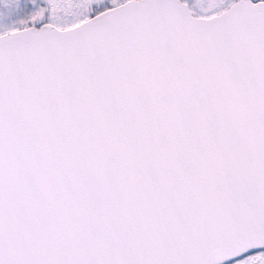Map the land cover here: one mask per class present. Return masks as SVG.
<instances>
[{
    "label": "snow or ice",
    "instance_id": "6c2138e0",
    "mask_svg": "<svg viewBox=\"0 0 264 264\" xmlns=\"http://www.w3.org/2000/svg\"><path fill=\"white\" fill-rule=\"evenodd\" d=\"M0 264H264V0H0Z\"/></svg>",
    "mask_w": 264,
    "mask_h": 264
}]
</instances>
